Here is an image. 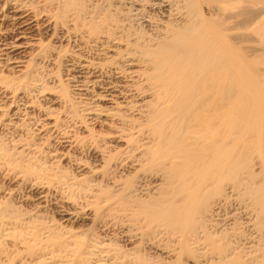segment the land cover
<instances>
[{"label":"bare ground","instance_id":"obj_1","mask_svg":"<svg viewBox=\"0 0 264 264\" xmlns=\"http://www.w3.org/2000/svg\"><path fill=\"white\" fill-rule=\"evenodd\" d=\"M0 264H264V0H0Z\"/></svg>","mask_w":264,"mask_h":264},{"label":"rangeland","instance_id":"obj_2","mask_svg":"<svg viewBox=\"0 0 264 264\" xmlns=\"http://www.w3.org/2000/svg\"><path fill=\"white\" fill-rule=\"evenodd\" d=\"M254 37H256V35H254ZM255 40H254V44H256L257 42H258V40L256 39V38H254ZM258 45V44H257ZM257 45H256V47H257ZM259 46V45H258Z\"/></svg>","mask_w":264,"mask_h":264}]
</instances>
